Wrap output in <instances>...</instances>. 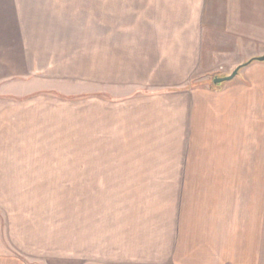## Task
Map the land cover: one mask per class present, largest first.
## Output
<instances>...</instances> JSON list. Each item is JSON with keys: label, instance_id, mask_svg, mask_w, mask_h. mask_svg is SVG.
Instances as JSON below:
<instances>
[{"label": "crops", "instance_id": "0c3cea01", "mask_svg": "<svg viewBox=\"0 0 264 264\" xmlns=\"http://www.w3.org/2000/svg\"><path fill=\"white\" fill-rule=\"evenodd\" d=\"M42 3L59 6L41 15ZM99 5L0 0V84L40 72L88 82L96 134L119 137L130 145L123 151H188L189 138L217 121L222 150L237 160L225 171L238 173L262 142L264 0H111L103 34ZM251 59L233 86H211ZM4 120L1 109V127ZM136 166L128 183L221 184L220 205L157 208L156 222H126L130 232L81 264H264V207L255 203L264 177L190 174L182 162ZM0 264H21L6 254L3 217Z\"/></svg>", "mask_w": 264, "mask_h": 264}, {"label": "rangeland", "instance_id": "374dc122", "mask_svg": "<svg viewBox=\"0 0 264 264\" xmlns=\"http://www.w3.org/2000/svg\"><path fill=\"white\" fill-rule=\"evenodd\" d=\"M99 1L103 34L111 0ZM50 3H42L47 11L41 15L59 6ZM62 74L47 79L49 74L40 72L29 82L0 84L5 117L0 126V218L5 220L6 254L21 264H81L99 248L106 251L110 237L113 241L117 233L130 232L123 228L126 222H156L158 216L151 214L157 208L220 205L221 184L128 183V175L141 171L136 165L182 162L190 174L197 168L198 174L264 177L263 121L257 127L259 149L244 153L238 173L225 171L237 160L222 150L217 121L189 138L190 144L183 145L188 151H123L130 145L118 142L119 137L96 134L92 85L63 80ZM232 80L218 86H233ZM255 186L260 190L255 203L264 207V183Z\"/></svg>", "mask_w": 264, "mask_h": 264}, {"label": "water", "instance_id": "95a60500", "mask_svg": "<svg viewBox=\"0 0 264 264\" xmlns=\"http://www.w3.org/2000/svg\"><path fill=\"white\" fill-rule=\"evenodd\" d=\"M257 60L258 61H264V57H259ZM238 72H239V66L236 67L234 69V71L230 75H227V76H224V77H215L213 79V84L214 85H218V84H221V83H224V82L231 81L232 79H234L238 75Z\"/></svg>", "mask_w": 264, "mask_h": 264}, {"label": "trees", "instance_id": "16d2710c", "mask_svg": "<svg viewBox=\"0 0 264 264\" xmlns=\"http://www.w3.org/2000/svg\"><path fill=\"white\" fill-rule=\"evenodd\" d=\"M253 61H254V59H251V60L247 61L246 63H244L243 65H240V66H239V70H240L241 68H243V67L249 65V64H250L251 62H253Z\"/></svg>", "mask_w": 264, "mask_h": 264}]
</instances>
